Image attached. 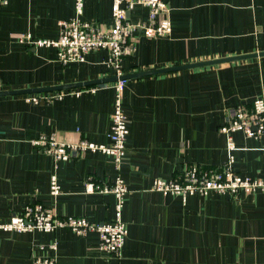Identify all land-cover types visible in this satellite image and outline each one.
I'll use <instances>...</instances> for the list:
<instances>
[{"label":"crops","instance_id":"crops-1","mask_svg":"<svg viewBox=\"0 0 264 264\" xmlns=\"http://www.w3.org/2000/svg\"><path fill=\"white\" fill-rule=\"evenodd\" d=\"M171 8V34L135 40L124 74L264 51V0H163ZM74 15V0H7L0 8V91L47 88L111 79L106 50L61 65L53 47L20 42L56 39L58 21ZM136 7L133 22L145 21ZM81 19L110 27L111 0H83ZM115 81L78 87L77 96L32 103V94L0 95V225L25 205L41 203L58 215L95 223L113 220V194L86 193L88 178L109 183L117 171L102 153L82 154L54 166L30 140L54 134L107 144ZM97 87L94 91L86 90ZM264 97V56L127 79L126 155L119 170L128 193L121 220L127 236L119 256L98 249L96 233L69 230L15 232L0 228V264H31L52 256L56 264H264V191L236 199L210 193L185 201L150 191L154 179H174L189 165L219 166L227 156L219 132L228 111ZM234 169L264 180V137L232 135ZM55 173L60 193H49ZM55 241L56 249H51Z\"/></svg>","mask_w":264,"mask_h":264},{"label":"built area","instance_id":"built-area-1","mask_svg":"<svg viewBox=\"0 0 264 264\" xmlns=\"http://www.w3.org/2000/svg\"><path fill=\"white\" fill-rule=\"evenodd\" d=\"M7 0H0V8ZM136 7H144L147 11L145 21L133 22L129 13ZM170 6L163 0H111L110 27L81 19L83 0H74V15L58 21V37L56 39H36L30 33L20 35V42L32 47H53L56 60L65 65L71 62H83L91 51L106 50V64L114 70V76L124 73L121 61L135 50L138 38L158 39L171 34ZM126 80L113 83L114 100L110 114V133L107 144H97L84 138L75 141H61L54 134L40 135L30 140L31 145L50 158L54 166L61 161H68L87 153H102L112 158L117 171L114 180L109 183H96L88 178L85 184L86 193H110L115 197V217L113 220L95 223L84 217L74 215H58L41 203L25 205L22 212L12 215L0 225L6 231L30 232L41 231L51 233L58 230H69L76 235L84 236L96 233L98 249L106 255L119 256L127 236V227L121 220V213L128 189L119 176L121 164L126 155V138L128 135V119L122 108V91ZM97 87L86 90L94 91ZM82 92L77 88L39 93L27 96L32 103L47 102L66 96H77ZM219 132L226 138L227 156L222 165L203 166L189 165L174 179H154L149 190L162 194H175L185 201L193 195L206 196L210 193L223 194L236 199L239 195L254 194L264 191V180L241 176L234 169V154L237 149L232 135L240 132L244 137H264V97L259 95L249 105L239 104L228 111L225 123ZM49 193L56 196L60 193L55 173L50 175ZM53 241L51 249H56ZM31 264H56L54 257H34Z\"/></svg>","mask_w":264,"mask_h":264},{"label":"water","instance_id":"water-1","mask_svg":"<svg viewBox=\"0 0 264 264\" xmlns=\"http://www.w3.org/2000/svg\"><path fill=\"white\" fill-rule=\"evenodd\" d=\"M261 56H264V51L258 52V53H251V54H245V55H237V56L201 61V62H196V63H189V64H184V65H177L173 67L140 71V72H136L132 74H123L120 77L114 76L111 79H100V80L90 81L87 83H73V84L59 85V86H53V87H47V88H36V89H26V90H16V91H13V90L12 91H0V95L32 94V93H38V92H49V91H58V90H65V89H74V88H78L81 86H86L87 84H96V83L100 84V83H105L108 81H116L118 79L127 80L131 78L142 77V76L157 75V74H162V73H167V72L217 65V64L233 62V61L247 59V58L261 57Z\"/></svg>","mask_w":264,"mask_h":264}]
</instances>
